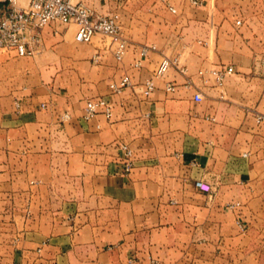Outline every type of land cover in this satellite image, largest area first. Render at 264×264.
Listing matches in <instances>:
<instances>
[{
    "label": "crops",
    "instance_id": "0c3cea01",
    "mask_svg": "<svg viewBox=\"0 0 264 264\" xmlns=\"http://www.w3.org/2000/svg\"><path fill=\"white\" fill-rule=\"evenodd\" d=\"M167 2L175 13L92 0L119 13L121 61L112 39L77 42L56 24L40 56L0 49V264H264V0ZM141 44L158 50L141 58ZM162 54L187 67L201 102L173 67L155 77ZM229 66L222 89L197 76ZM125 75L131 86L112 93ZM93 97L110 117L83 119Z\"/></svg>",
    "mask_w": 264,
    "mask_h": 264
},
{
    "label": "built area",
    "instance_id": "2783aa9c",
    "mask_svg": "<svg viewBox=\"0 0 264 264\" xmlns=\"http://www.w3.org/2000/svg\"><path fill=\"white\" fill-rule=\"evenodd\" d=\"M127 0H116L118 7H123ZM167 8L172 13L176 9L167 0ZM191 7L197 8L204 4L205 0H181ZM240 21H236L238 24ZM50 24L58 26H73L74 40L77 42H90L94 35L101 34L112 39L111 51L117 61H121L129 47V41L121 35L119 13H98L92 4V0H0V49L13 51L18 57L36 56L43 50L42 29ZM200 42V41H198ZM158 50L154 44H141L139 55L146 57L150 52ZM97 56L94 57V60ZM140 61L135 63L139 65ZM173 67L185 77V85L193 89L192 99L201 102L203 93L188 77L187 67L181 65L177 58L170 59L165 54L161 55V61L155 71V77H162L166 71ZM233 73V67L225 69H199L197 76L203 83L212 79L213 86L222 89L226 78ZM129 76L125 75L118 82L109 84L112 93L119 94L126 87L131 86ZM155 88L154 79H146L143 83V94L148 96ZM176 84L166 83L165 90L175 91ZM44 106V105H42ZM20 103L15 102V108L19 109ZM98 113H104L107 117L112 114V104L104 97H93L85 100L83 119L90 120ZM145 116H148L146 114ZM62 121L70 118L68 112L60 116ZM257 123L264 120V114L255 115ZM213 119V118H212ZM123 152V171L128 172L132 166L133 152L126 144L119 145ZM196 185L207 190L208 185L197 182ZM231 204L230 207L237 206Z\"/></svg>",
    "mask_w": 264,
    "mask_h": 264
},
{
    "label": "rangeland",
    "instance_id": "374dc122",
    "mask_svg": "<svg viewBox=\"0 0 264 264\" xmlns=\"http://www.w3.org/2000/svg\"><path fill=\"white\" fill-rule=\"evenodd\" d=\"M96 36H98V37L102 36V37H105V38H107V39H111V38L106 37V36H103V35H101V34H97ZM38 56H40V55H38ZM38 56H37V57H38ZM179 63H180V62H179Z\"/></svg>",
    "mask_w": 264,
    "mask_h": 264
}]
</instances>
